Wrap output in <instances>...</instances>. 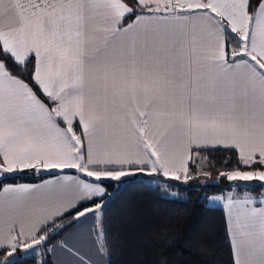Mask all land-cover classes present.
<instances>
[{
    "label": "snow or ice",
    "instance_id": "obj_1",
    "mask_svg": "<svg viewBox=\"0 0 264 264\" xmlns=\"http://www.w3.org/2000/svg\"><path fill=\"white\" fill-rule=\"evenodd\" d=\"M220 149L252 170L219 177L264 188V0H0V174L95 180L5 186L0 264L47 247L77 205V221L98 216L104 180L187 184L211 176L201 151ZM213 199L225 201L235 264H264V206L247 193ZM93 245L101 259L75 264H107L103 227Z\"/></svg>",
    "mask_w": 264,
    "mask_h": 264
},
{
    "label": "trees",
    "instance_id": "obj_2",
    "mask_svg": "<svg viewBox=\"0 0 264 264\" xmlns=\"http://www.w3.org/2000/svg\"><path fill=\"white\" fill-rule=\"evenodd\" d=\"M132 2L134 0H129V3ZM232 44L234 41H230L229 47ZM200 155L208 157L204 167L211 172V176L199 175L187 184L162 175L149 177L145 173L124 177L121 183L103 181L109 195L104 201L97 199V203L107 202L110 195L117 191L107 202L103 217L96 224L98 234L101 227L105 230L109 264H235L225 209L221 205H208L206 200L210 195L223 194L235 186L234 182L219 177V172L237 167L252 169L240 165L234 151H201ZM226 161L227 167L224 166ZM189 167L193 173L197 172L195 165L190 163ZM54 174L33 170L8 173L0 176V190L7 184L38 182ZM150 178H160L162 183H148ZM171 190L178 191V195L170 196ZM236 190V195L264 196L262 187ZM84 206L94 205L88 203ZM77 209L82 210L79 205L63 218L56 219L65 227L46 242L48 251L40 263L39 256H34L21 264H52L49 249L77 223ZM2 258L3 252H0Z\"/></svg>",
    "mask_w": 264,
    "mask_h": 264
},
{
    "label": "crops",
    "instance_id": "obj_3",
    "mask_svg": "<svg viewBox=\"0 0 264 264\" xmlns=\"http://www.w3.org/2000/svg\"><path fill=\"white\" fill-rule=\"evenodd\" d=\"M39 173H42V174L55 173V174L52 176H48L38 182L7 184L5 186L10 185V186L15 187L18 185H32V186H40L43 188L45 185V182H53V186H55V183L63 175H79L81 179H86L89 182H95L94 178L86 177L82 173H77L75 169H65L63 171H60V170L42 171ZM5 174H8V173L0 174V176H3ZM3 188L0 190V192L3 191ZM70 195H71V192L65 193L66 197ZM233 195L234 197L243 198L245 194L235 195L233 193ZM250 196L256 199L257 201L255 205L256 207L264 206L259 203L260 199L264 198V196H259V197H255L253 195H250ZM226 197L227 196H225V198ZM224 203L225 201L222 200L221 204L219 205L224 207ZM78 206L79 205H77V207ZM73 210L74 209H70L69 212ZM225 212H226V217H227L228 213L226 209H225ZM99 217L100 215H98L97 217L96 215L89 213L87 217H81L80 221L76 220L77 223L70 230H68L60 240L54 242L51 245L49 252H50V258H51L52 264H75V262L79 260L80 256H83L86 261L88 260L99 261L101 259V256L96 253V247L93 245V241L95 240V237L98 235L96 223L98 220L101 219ZM49 224H51V222H49ZM65 242H67V246H65ZM73 246L75 247L73 248ZM68 248H73V251L72 252L68 251ZM77 249L79 251V256L75 254ZM103 258L107 262V264H109V258L106 255V253L103 254Z\"/></svg>",
    "mask_w": 264,
    "mask_h": 264
},
{
    "label": "rangeland",
    "instance_id": "obj_4",
    "mask_svg": "<svg viewBox=\"0 0 264 264\" xmlns=\"http://www.w3.org/2000/svg\"><path fill=\"white\" fill-rule=\"evenodd\" d=\"M123 178L124 177H122L121 179H123ZM150 180L153 181L154 182L153 184H155V185H158V184H161L162 183V181H161L160 178H155V179L154 178H150ZM118 183H121V181H118ZM236 188L237 187L234 186L233 188L227 189L226 191H224L223 194H220V195L219 194L218 195H210V196H208L207 197V200H206L207 203H208V205H211V206H219V204H221L222 200L217 201V200H214L213 197H216V196H224L225 197V196L228 195L229 192H232V193H234L236 195V191H237ZM115 192H117V191H115ZM115 192L110 195V197L107 199V202L109 200H111L115 196ZM173 194H175V195H173ZM169 195L170 196H177L178 195V191L176 192L174 190H171V191H169ZM103 210H104V208L98 214V215H100L99 218H102L103 217ZM96 228H97V226H96ZM47 251H48V249L46 247L44 248V245L37 246L34 251L32 249H28V250L18 249L17 252L14 253V257L19 258L20 261L22 262V261H26V259H29L30 257L33 258L34 256H39V258H40L39 259V263H40L41 260L46 256ZM29 253H31V254H29Z\"/></svg>",
    "mask_w": 264,
    "mask_h": 264
}]
</instances>
